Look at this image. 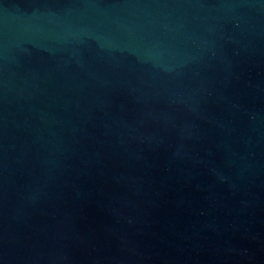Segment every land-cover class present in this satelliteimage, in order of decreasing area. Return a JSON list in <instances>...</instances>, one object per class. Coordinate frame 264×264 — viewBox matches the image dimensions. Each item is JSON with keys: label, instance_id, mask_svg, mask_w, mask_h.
Wrapping results in <instances>:
<instances>
[{"label": "water", "instance_id": "obj_1", "mask_svg": "<svg viewBox=\"0 0 264 264\" xmlns=\"http://www.w3.org/2000/svg\"><path fill=\"white\" fill-rule=\"evenodd\" d=\"M0 264H264V0H0Z\"/></svg>", "mask_w": 264, "mask_h": 264}]
</instances>
